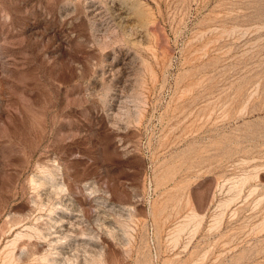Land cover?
<instances>
[{"label": "rangeland", "instance_id": "obj_1", "mask_svg": "<svg viewBox=\"0 0 264 264\" xmlns=\"http://www.w3.org/2000/svg\"><path fill=\"white\" fill-rule=\"evenodd\" d=\"M0 264H264V0H0Z\"/></svg>", "mask_w": 264, "mask_h": 264}, {"label": "bare ground", "instance_id": "obj_2", "mask_svg": "<svg viewBox=\"0 0 264 264\" xmlns=\"http://www.w3.org/2000/svg\"><path fill=\"white\" fill-rule=\"evenodd\" d=\"M64 221V220H63ZM59 232V231H58ZM60 232H62L61 230H60Z\"/></svg>", "mask_w": 264, "mask_h": 264}]
</instances>
